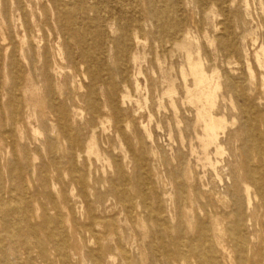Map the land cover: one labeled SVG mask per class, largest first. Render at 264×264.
<instances>
[{"label": "rangeland", "instance_id": "1", "mask_svg": "<svg viewBox=\"0 0 264 264\" xmlns=\"http://www.w3.org/2000/svg\"><path fill=\"white\" fill-rule=\"evenodd\" d=\"M13 4L0 0V264H264V0H95L88 66L52 0Z\"/></svg>", "mask_w": 264, "mask_h": 264}, {"label": "bare ground", "instance_id": "2", "mask_svg": "<svg viewBox=\"0 0 264 264\" xmlns=\"http://www.w3.org/2000/svg\"><path fill=\"white\" fill-rule=\"evenodd\" d=\"M30 1L33 0H14L15 4L13 5H15L16 10L22 11L24 13L27 7L26 3ZM94 1L95 0H71V2L68 3L65 2V0H52V3L54 5L53 10L56 13L55 22L63 38L62 45H64V48L67 51H69V53H71L72 58H75V54H76L75 49H77V51L79 49L81 58L83 59V63L87 64V66L88 64L90 65L94 63L97 59H99L95 56V54L101 48L102 45L101 30L99 28L92 29L91 33H93L94 35V40L93 43H90L87 38V35L89 34L90 31L88 24L86 23V21L80 22L82 13H87V11L90 10V8L92 10L98 8L97 4H93L94 7H89V5H91L90 3ZM111 6L113 5L111 4ZM120 37H121L120 43L121 44L123 43V45L127 47V45L129 44L127 36L123 34ZM115 52L118 59L121 52L120 47H117ZM198 66H199V71L197 73L198 79L200 82H202L205 79V75H204V71L202 70V65L199 64ZM89 96L90 99L88 101V107L90 111L93 113L96 111V108L94 107L92 101L93 97L91 95ZM206 130L217 137L218 125H217V120L213 115H211L210 117V122L206 124ZM258 146H259L258 143H255L253 147L254 150L259 149ZM256 185H257L256 186L257 193L262 197H264V181L262 179H260L259 181L258 179L256 181ZM249 193H250L249 188H247V195L250 202Z\"/></svg>", "mask_w": 264, "mask_h": 264}]
</instances>
